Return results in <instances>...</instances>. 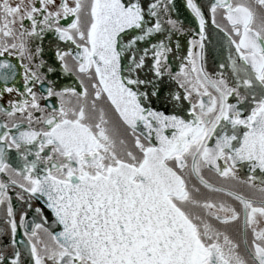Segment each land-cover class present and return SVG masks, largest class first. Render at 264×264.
I'll use <instances>...</instances> for the list:
<instances>
[{
    "label": "snow or ice",
    "instance_id": "obj_1",
    "mask_svg": "<svg viewBox=\"0 0 264 264\" xmlns=\"http://www.w3.org/2000/svg\"><path fill=\"white\" fill-rule=\"evenodd\" d=\"M0 264H264V0H0Z\"/></svg>",
    "mask_w": 264,
    "mask_h": 264
}]
</instances>
